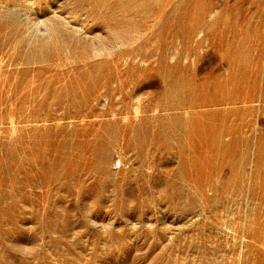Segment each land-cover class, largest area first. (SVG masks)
I'll use <instances>...</instances> for the list:
<instances>
[{"label": "rangeland", "instance_id": "rangeland-1", "mask_svg": "<svg viewBox=\"0 0 264 264\" xmlns=\"http://www.w3.org/2000/svg\"><path fill=\"white\" fill-rule=\"evenodd\" d=\"M0 264H264V0H0Z\"/></svg>", "mask_w": 264, "mask_h": 264}]
</instances>
